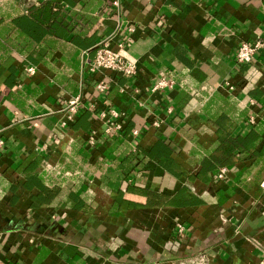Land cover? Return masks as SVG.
Masks as SVG:
<instances>
[{
    "label": "crops",
    "instance_id": "1",
    "mask_svg": "<svg viewBox=\"0 0 264 264\" xmlns=\"http://www.w3.org/2000/svg\"><path fill=\"white\" fill-rule=\"evenodd\" d=\"M113 1L0 0V264H264V0ZM103 40L137 76L89 70Z\"/></svg>",
    "mask_w": 264,
    "mask_h": 264
},
{
    "label": "built area",
    "instance_id": "2",
    "mask_svg": "<svg viewBox=\"0 0 264 264\" xmlns=\"http://www.w3.org/2000/svg\"><path fill=\"white\" fill-rule=\"evenodd\" d=\"M119 0H114L113 5L118 7ZM123 47L122 44H120ZM264 47V43L258 39L252 41H240L236 53L235 61L239 65L251 64L255 58L256 53L260 48ZM89 70L92 73H101L103 71H112L120 76L125 78H134L139 72V65L131 60H128L122 53L114 51L109 47L107 40L100 41L98 43L97 52L94 59L89 64ZM26 71L30 75H34L36 68L34 66H28ZM175 86V81L173 79L161 77L152 87L153 91L170 89ZM230 90H234L230 84L227 85ZM109 88V84L103 80L97 81L94 85V93H104ZM86 109L95 110L96 105L92 100L84 102L82 96H77L67 102L66 107L64 108L65 112L68 114L70 120H74L82 111ZM173 111L172 106L167 107V112L171 113ZM99 117L107 121L106 129L103 132V136L99 139L97 138V130L93 129L88 133L87 143L90 146L96 145L100 140L106 138L114 137L121 135L125 131V114L116 109H108L107 111H102L99 113ZM252 123L254 120L252 119ZM163 124L162 120L153 119L150 126L158 129L161 128ZM143 128H136L131 131L133 138L141 137L143 133ZM99 140V141H98ZM3 146V141L0 140V148ZM44 166L47 164L44 163ZM227 173L226 168H221L217 172L216 178L223 179ZM178 231L183 233L185 227L180 223L177 225ZM206 256L202 255L197 260H192L191 264H205Z\"/></svg>",
    "mask_w": 264,
    "mask_h": 264
}]
</instances>
